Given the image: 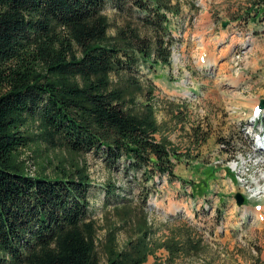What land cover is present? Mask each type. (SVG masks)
Instances as JSON below:
<instances>
[{"label":"trees","instance_id":"trees-1","mask_svg":"<svg viewBox=\"0 0 264 264\" xmlns=\"http://www.w3.org/2000/svg\"><path fill=\"white\" fill-rule=\"evenodd\" d=\"M109 2L143 15L109 34ZM247 2L240 16L264 22V0ZM180 11L172 0H0V264H142L160 248L170 257L187 250L174 236L154 240L146 199L133 207L107 181L102 208L134 233L119 248L118 228L107 229L101 262L93 180L80 157L93 150L108 169L123 159L147 177H176L154 84L137 72L171 64L169 16ZM36 142L71 156L27 172L19 156Z\"/></svg>","mask_w":264,"mask_h":264},{"label":"rangeland","instance_id":"rangeland-1","mask_svg":"<svg viewBox=\"0 0 264 264\" xmlns=\"http://www.w3.org/2000/svg\"><path fill=\"white\" fill-rule=\"evenodd\" d=\"M172 1L180 3L181 11L169 16L175 41L171 64L151 71L143 66L137 73L154 84L157 122L178 152L172 156L176 177L157 171L147 177L127 169L123 159L108 169L102 154L93 150L80 156L93 180L89 211L96 221L101 262L107 229L118 228L119 248L134 233L132 224L102 208L103 184L110 181L117 185L118 197L130 199L133 207L146 199L154 240L174 236L187 248L175 257L160 248L142 264H264V199H245L246 205L238 206L235 193L244 190L231 170L232 163L237 170L244 160L247 179L255 181L264 172V164L248 153L251 141L245 134L248 128L264 129V118L252 122L249 116L264 99V22L240 16L248 0ZM127 7L125 13L107 3L109 34L138 24L143 13L130 3ZM140 32L150 34L146 29ZM70 156L36 142L19 159L28 172L46 165L50 170L47 159L56 164ZM260 179L264 188V178Z\"/></svg>","mask_w":264,"mask_h":264},{"label":"bare ground","instance_id":"bare-ground-1","mask_svg":"<svg viewBox=\"0 0 264 264\" xmlns=\"http://www.w3.org/2000/svg\"><path fill=\"white\" fill-rule=\"evenodd\" d=\"M233 83H235V82H233ZM248 153L251 154L252 159H254L257 164L258 163L264 164V154H262L258 149H256L255 146L249 145L248 146ZM237 161H239V160H237ZM242 166L247 167L244 160H243L242 164L240 165V168L237 169V170H236V168L238 166L237 165H234L232 163V167H231L232 169L231 170L235 173V178L238 179V181H239L238 184L240 185V187L241 188L243 187L242 190H244L243 191L244 194L249 199H260V198H262L264 196V188H263V183L261 184V179L260 178H262V179L264 178V172L255 181H251V180H249V179H247L245 177V175H246L245 173L246 172L244 171V169L242 168ZM248 169H249V167H248Z\"/></svg>","mask_w":264,"mask_h":264},{"label":"water","instance_id":"water-1","mask_svg":"<svg viewBox=\"0 0 264 264\" xmlns=\"http://www.w3.org/2000/svg\"><path fill=\"white\" fill-rule=\"evenodd\" d=\"M259 106H260V107H264V99H261V100H260ZM234 198H235V200H236V204H237V205H241V204L244 202V197H243V195L241 194V192H237V193H235Z\"/></svg>","mask_w":264,"mask_h":264}]
</instances>
